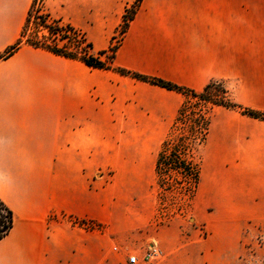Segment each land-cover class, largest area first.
Returning <instances> with one entry per match:
<instances>
[{"label": "crops", "instance_id": "0c3cea01", "mask_svg": "<svg viewBox=\"0 0 264 264\" xmlns=\"http://www.w3.org/2000/svg\"><path fill=\"white\" fill-rule=\"evenodd\" d=\"M32 1L0 0V53ZM134 1L44 7L98 52ZM113 63L196 91L220 80L264 112V0H140ZM183 99L27 44L0 60V197L15 214L0 264H238L246 234L264 230L263 119L211 109L189 214L157 223L154 194L110 192V179H156L159 149L146 141L165 135ZM148 245L161 254L144 263Z\"/></svg>", "mask_w": 264, "mask_h": 264}, {"label": "trees", "instance_id": "16d2710c", "mask_svg": "<svg viewBox=\"0 0 264 264\" xmlns=\"http://www.w3.org/2000/svg\"><path fill=\"white\" fill-rule=\"evenodd\" d=\"M139 2L140 0H135L134 4ZM134 12L130 10L127 15L125 11L121 24L126 26L128 23L124 21L125 17L130 20ZM30 25L32 28H29ZM23 44L44 49L65 58L79 60L92 68L110 69L129 75L138 80L177 91L184 96L157 153L155 173L159 193L170 192L189 199L194 195L199 182V163L194 161L193 154L206 140L210 112L214 106L236 109L247 116L264 120L263 111L233 101L223 81H210L201 90L196 91L114 64L116 47L113 45L108 51L105 49L93 53V46L84 33L78 28L53 18L44 8L43 1H32L18 38L0 53V60L13 55ZM101 55H105V58ZM178 130L180 133H177ZM14 222L13 209L0 197V240L9 234Z\"/></svg>", "mask_w": 264, "mask_h": 264}, {"label": "rangeland", "instance_id": "374dc122", "mask_svg": "<svg viewBox=\"0 0 264 264\" xmlns=\"http://www.w3.org/2000/svg\"><path fill=\"white\" fill-rule=\"evenodd\" d=\"M39 1H43V6H44V0H37V2ZM133 7L135 8L134 3L130 4L125 9V11L127 10L135 11ZM121 23H122V20L119 26L117 27L115 34L113 35L111 39V46L113 45L114 47H116L120 43L123 37L121 34H119V30L122 25ZM127 25H126V28H127ZM29 28H32V25H30ZM92 51L93 53H97L93 49ZM101 57L105 58V55H101ZM224 85L228 88L226 83H224ZM167 132L165 133L164 136L159 137L157 141H151L147 139L146 142L157 144V149H159L160 144L162 140L164 139V137L166 136ZM177 133H180V131L178 130ZM193 159L194 161L199 163L200 159H199V154L197 150L193 154ZM112 171L113 170H110V173ZM129 174L133 175L134 173L131 172ZM147 179L148 178H143V182H138V183H134V182L112 183V179H110V182H111L110 192L111 193H124L127 198L136 197L138 194H145V193L154 194L157 198V213H156L157 223L166 221L167 219H169L170 216L175 215L177 213H182V214L191 213L190 206H189V202H190L189 198H186L181 195L173 194L170 192L159 193V188L156 185L155 177H153L150 180L148 179V182H147ZM246 236H247L246 237L247 241L244 246L243 253L239 257L238 264H264V230H257L251 233H247Z\"/></svg>", "mask_w": 264, "mask_h": 264}, {"label": "built area", "instance_id": "2783aa9c", "mask_svg": "<svg viewBox=\"0 0 264 264\" xmlns=\"http://www.w3.org/2000/svg\"><path fill=\"white\" fill-rule=\"evenodd\" d=\"M136 7H137V4L135 5V8L134 7L133 8L136 9ZM128 14H129V10H127V15ZM124 21L128 23L129 22L128 17H125ZM125 29H126V26L122 24L119 30V34L123 36V34L125 33ZM160 254H161V251L156 245H148L144 251V254L142 255L141 260L144 263H151L152 261L157 259L160 256ZM128 260L130 263H138L137 254L136 253L131 254L128 257Z\"/></svg>", "mask_w": 264, "mask_h": 264}]
</instances>
